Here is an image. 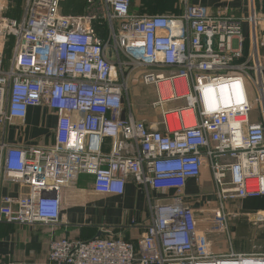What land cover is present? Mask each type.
<instances>
[{"label":"built area","instance_id":"1","mask_svg":"<svg viewBox=\"0 0 264 264\" xmlns=\"http://www.w3.org/2000/svg\"><path fill=\"white\" fill-rule=\"evenodd\" d=\"M258 1L237 18L189 0L177 14L151 15L131 12L132 0H97L104 40L95 16L63 15L62 0H23L18 17L14 0H0V225L67 228L64 196L80 176L101 195L121 196L132 182L148 215L115 228L141 229L136 243L102 226L89 240L52 239L47 264H264V253L208 245L212 235L229 240L230 203L264 196ZM142 68L157 121L133 113L129 85ZM30 108L55 116L46 146L8 141ZM205 175L215 202L204 212L193 207L201 197L184 191ZM11 185L15 196L3 193Z\"/></svg>","mask_w":264,"mask_h":264},{"label":"crops","instance_id":"2","mask_svg":"<svg viewBox=\"0 0 264 264\" xmlns=\"http://www.w3.org/2000/svg\"><path fill=\"white\" fill-rule=\"evenodd\" d=\"M248 1L189 0V4L199 5L215 16L245 18L249 15ZM14 4L13 16L18 17L23 0H14ZM133 7L132 10L138 14H143V11L152 12L151 14H177L181 11V0H135ZM257 8H260L258 0ZM55 124L54 115L40 108H30L24 126L18 129L11 128L8 141L23 146L45 145L50 141L49 132ZM17 130L18 137L15 136ZM210 189V179L205 175L199 184L193 180L188 181L184 193L189 196L199 195L201 198L193 207L205 212L206 207L213 208L215 202ZM3 193L15 196L18 194L17 186H7ZM212 210L206 212V215H199L209 217ZM228 212L229 240L222 234L210 236L208 245L211 253H227L229 250L236 254L264 253V221L259 223L256 220L257 214L264 218V196L230 203ZM100 214H104L105 219L98 222L95 217L98 218ZM61 215L63 222L69 224V227L50 230L46 227L0 225V262L47 264L49 244L52 239L64 235L72 239L84 238L87 235L84 228H89L91 225L99 229L106 225L121 226L132 221L143 222L148 215L147 196L132 182L125 186V192L121 196L97 194L92 188V178L83 175L65 193ZM127 232L126 239L129 241H137L142 235L141 229L132 228Z\"/></svg>","mask_w":264,"mask_h":264},{"label":"rangeland","instance_id":"3","mask_svg":"<svg viewBox=\"0 0 264 264\" xmlns=\"http://www.w3.org/2000/svg\"><path fill=\"white\" fill-rule=\"evenodd\" d=\"M84 0H62L61 4V12L63 15H80L82 14L81 12L84 11V8L82 6ZM152 3L151 1H149ZM148 6V5H146ZM79 12V13H75ZM84 13V12H83ZM145 15H150L152 12L148 11H143L142 12ZM145 68L138 69L134 71L131 80H130V102L132 105L133 113L136 118L138 119H144V120H149V121H157V114L151 110L150 106L154 100V90L150 86H145L143 84V74L145 72ZM18 131V130H17ZM16 131V132H17ZM40 143V142H39ZM42 144V142L40 143ZM49 142L45 145H48ZM108 213V212H107ZM107 217V216H106ZM96 221L101 222L104 220V214H100L97 218ZM264 219V218H263ZM264 221V220H263ZM259 222V223H263ZM112 225V224H110ZM109 226V225H106ZM89 227H94V226H89ZM110 228H115L117 225L109 226ZM50 240V239H49Z\"/></svg>","mask_w":264,"mask_h":264},{"label":"trees","instance_id":"4","mask_svg":"<svg viewBox=\"0 0 264 264\" xmlns=\"http://www.w3.org/2000/svg\"><path fill=\"white\" fill-rule=\"evenodd\" d=\"M134 1L135 0H132V8L130 9L131 12H134L132 10L134 8L133 7ZM82 6L84 8V11H83L84 13L83 12H81L82 14H80L79 12H75V13H79L80 15L95 16L96 18L94 20V27L97 30V32L99 33V35L101 36V38L105 40L107 37V31H106L105 23L100 16V11H99L98 6H97V0H95V2L93 1L92 3H88V0H84L82 3ZM134 13H136V12H134ZM84 231H85V233H87L86 237L78 238V240H89V239L96 237L99 229L97 227H89V228H84ZM114 232L115 233L121 232L124 239L129 241L128 239H126V235L128 234V232L126 230L122 231V230L115 228ZM130 242L136 243V241H130Z\"/></svg>","mask_w":264,"mask_h":264},{"label":"water","instance_id":"5","mask_svg":"<svg viewBox=\"0 0 264 264\" xmlns=\"http://www.w3.org/2000/svg\"><path fill=\"white\" fill-rule=\"evenodd\" d=\"M102 234L101 233H98L97 236H101Z\"/></svg>","mask_w":264,"mask_h":264}]
</instances>
